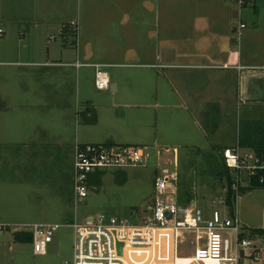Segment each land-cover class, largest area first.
<instances>
[{"label":"crops","instance_id":"1","mask_svg":"<svg viewBox=\"0 0 264 264\" xmlns=\"http://www.w3.org/2000/svg\"><path fill=\"white\" fill-rule=\"evenodd\" d=\"M262 2L245 0L238 7V0H199L209 10L197 15L196 0H0V184L6 178L11 183V169L27 171L19 170L20 160H8L6 146L13 150L32 143L31 223L61 224L46 215L52 212L66 223L77 221L72 215L77 143L147 145L178 153V146H193L187 142L196 130L190 128L196 125L190 104L201 101L206 114L214 88L220 90L216 100L221 101V116L205 117L199 130L205 137L220 132L222 149L237 145L239 128L230 133L226 126L230 108L236 100L264 102V58L256 46L264 34ZM219 4L222 8H214ZM186 5L190 13L181 14ZM233 17L238 18L237 26ZM181 21L193 27L188 44L180 40ZM240 21L246 24L242 29ZM238 27L239 36L247 38L246 51L244 45L235 50L233 30ZM77 61L106 63L108 69L141 68V74L146 69L149 75L116 72L110 88L100 90L95 87L94 68L77 66ZM225 63L245 68L240 72L215 67ZM212 68L223 72L214 78ZM85 69L93 72L90 88ZM180 69L190 71L182 74ZM20 128H32V137L18 135ZM176 139L187 140L172 147L170 142ZM101 171L91 175L90 186L99 187ZM19 233L26 237L25 231ZM165 235H171L170 243L164 241ZM160 248L164 249L160 263L168 254L173 261L172 230H162ZM191 257L175 260L186 264Z\"/></svg>","mask_w":264,"mask_h":264},{"label":"rangeland","instance_id":"2","mask_svg":"<svg viewBox=\"0 0 264 264\" xmlns=\"http://www.w3.org/2000/svg\"><path fill=\"white\" fill-rule=\"evenodd\" d=\"M198 1L196 0L197 6H195L197 15L199 13L204 15L205 8L207 11L209 10L208 5H200ZM262 1L264 3V0ZM222 5L219 4L214 6V8H222ZM167 7L169 5L164 6L166 12ZM238 7H240L239 4ZM189 13V6H184L181 14L188 15ZM233 21L234 26H237L238 18L234 19L233 17ZM186 22L181 21L182 33L185 35L182 34L180 40L184 44H188V31L193 30L192 25L188 27ZM201 24L202 22L198 25L201 26ZM213 29L216 30L218 27L214 26ZM233 33L237 37L235 50L239 51V46L244 45V51H246V46H249L246 41L247 38L242 36V34L239 36V27L237 30H233ZM204 36L206 38L209 37V30L204 32ZM200 39L198 36L197 41ZM259 42L260 44H256V46L261 47L262 53H260V56L264 58V34H260ZM213 43L214 45L217 44L216 42ZM211 70L214 73V78L223 72L221 68H212ZM85 71L86 85L90 88L93 83V72L88 69H85ZM107 71L110 77H113L116 72L121 73L120 75L123 76L144 77L149 75L146 69L141 74V68L120 69L111 67L107 68ZM189 71L188 69H180L179 73L186 74ZM219 93L220 90L214 88V99L208 103L206 114H204L203 110L201 111V101L197 100L195 106L190 104V112L194 114L196 122V125L190 128H196V130L188 138L187 142L193 143V146H178V153L174 149L165 152L160 147L154 148L150 146L151 159L146 164L118 169L110 168L101 171L98 188H94L89 184V195L87 198L77 203L73 198L72 215L76 214L78 223H86L89 216L97 220L101 214H104L108 219L112 217L118 219L126 218L133 224L141 223L143 218L151 213L154 204L156 193L155 176L164 174V169H167L169 172L177 174V199L180 206L189 205L190 201L194 199L208 218L214 210H219L224 217L237 216L250 232L263 228L264 187L242 188L234 204V212H232L226 202L228 192L227 177L225 176L223 165L225 149L218 145L221 133L213 131L208 133V137H205L199 130V128L204 126L203 121L207 116L212 119L214 114L215 116L217 115L216 118H220L222 113V109H220L221 101L216 100V96ZM235 105L234 108H230L229 116H225L226 126L230 133L234 131V128H244V124L247 121L260 122L264 120L263 101L256 104H248L246 101L236 100ZM224 111L227 112V108ZM213 126L219 129V121L216 122L214 120ZM181 128H186V125L182 124ZM19 131H17L18 135L22 133L23 137H26L25 135L32 137V128H20ZM186 140L179 142L176 139L170 143H174L172 144V147H174L179 145V143L183 144ZM206 145L208 146L205 147ZM158 150H161L164 155H157ZM5 152L8 160H20L18 161L20 168L17 166L19 170L26 168L27 171L23 170L18 173L16 170L11 169L8 171L12 179L11 183L8 181L9 178H6V182L3 185L0 184V264H66L67 261L73 259L75 231L69 225V222L66 223L65 220H61V214L56 212L46 214L50 218L57 219V222H62L61 226L56 230L53 240L48 244L46 254L34 252L32 238L17 239L16 235L18 232L25 231L28 234L30 230L29 227L19 224L22 223L20 221L31 223L35 215L32 213V143L27 147L21 146L13 150L6 146ZM47 168L51 169L50 166H47ZM229 175H232L231 177L234 179L233 173ZM242 182H244L242 187L248 185L247 181L243 180ZM261 236L262 234L253 235V239L258 246L262 245L261 241L264 236ZM193 237L192 233L180 235L177 256L191 257L194 254ZM164 241L170 243L172 241L171 235H165ZM261 247L263 248L264 256V244ZM175 258L176 254L173 257L174 264L177 262ZM163 260L160 263L158 258L152 264H173L169 254ZM149 261L146 260L143 264H147ZM185 261L180 260V263L177 262V264H184ZM131 264L136 263L132 262ZM239 264H264V260L255 262L250 256H241Z\"/></svg>","mask_w":264,"mask_h":264},{"label":"built area","instance_id":"3","mask_svg":"<svg viewBox=\"0 0 264 264\" xmlns=\"http://www.w3.org/2000/svg\"><path fill=\"white\" fill-rule=\"evenodd\" d=\"M244 1L238 0L240 7ZM245 25L240 21L241 29ZM76 65L92 66L96 87L100 90L110 88L109 64L77 61ZM215 67H235L240 72L245 68L240 64L232 66L227 63ZM149 149L147 145L77 143L73 182L75 202L88 197L89 179L96 171L146 164L151 159ZM157 152L160 156L161 151ZM224 160L233 173L232 188L237 197L244 183L242 181L249 184L250 179L264 169V156L243 149L238 144L224 150ZM177 179V174L167 169H164V174L155 176L154 204L151 213L139 224H133L126 218L108 219L104 214L97 220L88 218L86 223H70L75 231V244L73 259L66 264H143L146 260H150L147 264H152L164 253L160 247L162 230L165 228L173 232V257L175 254L177 256L180 235L193 234L195 252L187 264H239L241 256H250L255 262L264 260L263 249L255 243L252 232L244 227L237 216L224 217L219 210H214L208 218L194 199L189 205L180 206ZM260 182L264 183L262 175ZM23 225L29 227L33 234L34 252L37 254L47 253L48 244L61 226L39 222Z\"/></svg>","mask_w":264,"mask_h":264},{"label":"trees","instance_id":"4","mask_svg":"<svg viewBox=\"0 0 264 264\" xmlns=\"http://www.w3.org/2000/svg\"><path fill=\"white\" fill-rule=\"evenodd\" d=\"M238 145L246 150H253L257 152L258 154L264 156V120H261L260 122L257 121H247L244 124V128H239V135H238ZM224 165V173L226 174L225 176L227 177V199L226 202L228 206L231 208V211L234 212V204L236 203L237 195L235 191L232 188L234 179L229 175L231 174L230 170L226 166L225 160L223 162ZM259 173L255 176H253L249 184L246 187H241L242 188H254V187H264V183L260 182V176H264V169L258 171ZM92 176L89 179V184ZM264 233V229H255L252 231V234H262ZM21 233H17L16 237L17 239H24L20 237ZM32 238L34 240L33 234L28 233L26 234L25 238Z\"/></svg>","mask_w":264,"mask_h":264},{"label":"bare ground","instance_id":"5","mask_svg":"<svg viewBox=\"0 0 264 264\" xmlns=\"http://www.w3.org/2000/svg\"><path fill=\"white\" fill-rule=\"evenodd\" d=\"M164 230H171V229H170V228H165ZM189 261H190V260H189ZM189 261H188V262H189ZM188 262H187V263H188ZM187 263H186V264H187Z\"/></svg>","mask_w":264,"mask_h":264}]
</instances>
